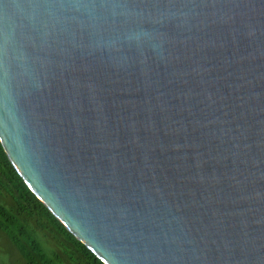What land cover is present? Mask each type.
Returning <instances> with one entry per match:
<instances>
[{
    "label": "water",
    "instance_id": "95a60500",
    "mask_svg": "<svg viewBox=\"0 0 264 264\" xmlns=\"http://www.w3.org/2000/svg\"><path fill=\"white\" fill-rule=\"evenodd\" d=\"M0 142L106 264H264V0H0Z\"/></svg>",
    "mask_w": 264,
    "mask_h": 264
},
{
    "label": "trees",
    "instance_id": "16d2710c",
    "mask_svg": "<svg viewBox=\"0 0 264 264\" xmlns=\"http://www.w3.org/2000/svg\"><path fill=\"white\" fill-rule=\"evenodd\" d=\"M106 264L50 211L0 142V263Z\"/></svg>",
    "mask_w": 264,
    "mask_h": 264
},
{
    "label": "rangeland",
    "instance_id": "374dc122",
    "mask_svg": "<svg viewBox=\"0 0 264 264\" xmlns=\"http://www.w3.org/2000/svg\"><path fill=\"white\" fill-rule=\"evenodd\" d=\"M1 264V263H0ZM8 264H23L21 260L19 259H15L14 257L12 258V260H9Z\"/></svg>",
    "mask_w": 264,
    "mask_h": 264
}]
</instances>
